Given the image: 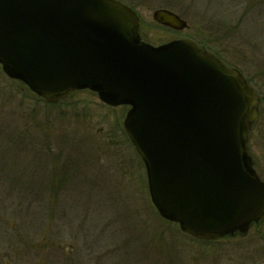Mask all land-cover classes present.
Masks as SVG:
<instances>
[{"label":"rangeland","instance_id":"374dc122","mask_svg":"<svg viewBox=\"0 0 264 264\" xmlns=\"http://www.w3.org/2000/svg\"><path fill=\"white\" fill-rule=\"evenodd\" d=\"M135 3L148 42L199 43L206 29L216 40L206 47L264 98V0ZM162 7L188 29L156 24ZM127 109L88 90L49 105L0 68V264H264V225L261 234L203 242L159 216L122 128ZM247 143L264 167V99Z\"/></svg>","mask_w":264,"mask_h":264},{"label":"water","instance_id":"95a60500","mask_svg":"<svg viewBox=\"0 0 264 264\" xmlns=\"http://www.w3.org/2000/svg\"><path fill=\"white\" fill-rule=\"evenodd\" d=\"M152 18L188 27L166 9ZM138 31L116 0H0V65L47 102L89 89L129 105L123 127L159 216L196 239L246 234L264 221V182L247 148L256 94L193 41L152 46Z\"/></svg>","mask_w":264,"mask_h":264},{"label":"flooded vegetation","instance_id":"af4514ba","mask_svg":"<svg viewBox=\"0 0 264 264\" xmlns=\"http://www.w3.org/2000/svg\"><path fill=\"white\" fill-rule=\"evenodd\" d=\"M118 1H120V2H122L123 4H125V5H127L128 7H130L131 9H133L137 14H138V16H139V13H138V11H137V8H136V3H135V0H118ZM163 8V7H162ZM166 9H169V8H166ZM170 10V9H169ZM172 11V10H171ZM140 18V17H139ZM140 27H141V18H140ZM142 28V27H141ZM140 28V33H141V36L144 38V39H146V36L142 33V29ZM165 28V27H164ZM167 30H168V28H166ZM200 35H201V37H202V41H201V47H205L207 50H209V51H211L210 49H208L207 47H206V45H207V43H209V42H215L216 40L214 39V40H209L210 38H208L207 36H209L208 35V32L206 31V29H204L203 30V32L202 33H200ZM147 40V39H146ZM168 40H165L164 42H167ZM164 42H162V43H164ZM212 52V51H211ZM212 53H214L216 56H218L219 57V55L216 53V52H212ZM220 58V57H219ZM221 59V58H220ZM222 60V59H221ZM223 61V60H222ZM244 78L246 79V81H247V83L254 89V91L256 92V94L258 95V97H259V110H260V105L262 104V102H263V97L262 96H260L259 94H258V91H257V89H256V86H254L252 83H251V81L249 80V78H247L246 76H244ZM35 97V96H34ZM35 98H37V97H35ZM258 117H259V115H258ZM258 117H257V119H258ZM257 119H256V121H257ZM253 163H254V168H255V171H256V174L258 175V177H259V179L261 180V181H263L264 182V167H260V166H257L256 165V163L253 161ZM59 187L60 186H58V189H59ZM50 189H52V187L50 188ZM57 189V190H58ZM262 225H264V222H262V221H259L258 223H251L250 224V226H249V228H248V231H247V233L246 234H244V235H241V234H239L238 232H235V233H233L232 235H228V236H224V237H222V238H219V239H216V240H214V241H219V240H224V239H229V238H245V237H247L248 236V234L252 231H254L255 232V234L257 235V234H261V230H260V226H262ZM203 241V240H202ZM203 242H213V241H203Z\"/></svg>","mask_w":264,"mask_h":264},{"label":"trees","instance_id":"16d2710c","mask_svg":"<svg viewBox=\"0 0 264 264\" xmlns=\"http://www.w3.org/2000/svg\"><path fill=\"white\" fill-rule=\"evenodd\" d=\"M35 101H36V99H35Z\"/></svg>","mask_w":264,"mask_h":264}]
</instances>
